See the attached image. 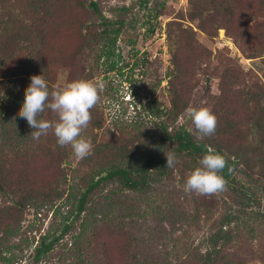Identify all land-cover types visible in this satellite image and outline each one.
<instances>
[{"label":"trees","instance_id":"1","mask_svg":"<svg viewBox=\"0 0 264 264\" xmlns=\"http://www.w3.org/2000/svg\"><path fill=\"white\" fill-rule=\"evenodd\" d=\"M102 1L0 0V264H19L31 245L28 264H47L61 251L68 264H234L227 253L244 252L250 242L259 243L256 252L264 262L261 211L248 216L242 209L223 212L210 227L204 251L191 248L174 229H162L165 223L179 224L190 216L180 205L179 194L162 183L171 182L180 167L190 172L200 167L199 160L209 148L227 162L219 173L227 181L226 190L247 203L264 201V107L260 105L264 71L259 80L222 52L215 57L216 65L209 59L197 61L199 49L207 57L210 53L189 30L178 27L176 34H167L172 66L167 74L169 106L154 99L144 107L145 117L134 108L132 119H125L124 110L107 123L102 103L111 94L105 84L100 102L90 110L91 122L81 133L91 142L92 154L78 160L73 170L62 168L76 160L70 146H59L51 133L34 140L33 129L17 115L33 75H42L51 91L58 86L61 71L66 72L65 86L77 80L97 83L96 74L115 70L119 63L114 59L115 44L134 4L112 9V18H107ZM164 4L165 0L160 6ZM188 5L190 19H197L203 32L213 36L224 29L243 55L263 57L264 66V0H188ZM71 37L70 50L52 45ZM86 44L100 45L96 67L88 71L84 69ZM214 81L217 91L210 92L208 107L217 117L215 134L198 140L183 125L172 129L171 124L189 107L186 94ZM39 118L56 117L46 109ZM252 130L262 151L246 144ZM169 152L177 158L173 168H166ZM240 176L242 184L237 180ZM157 184L162 187L158 197ZM222 194L218 192L214 199ZM59 201L60 207L53 211ZM213 204L218 207L217 201ZM211 209L196 201L192 216L201 213L209 220L214 214ZM156 212L161 217L153 231L171 239L175 263L168 253L156 251L152 234H138L144 233L141 228ZM29 214L33 220L25 225ZM171 217L176 222L169 221Z\"/></svg>","mask_w":264,"mask_h":264},{"label":"rangeland","instance_id":"2","mask_svg":"<svg viewBox=\"0 0 264 264\" xmlns=\"http://www.w3.org/2000/svg\"><path fill=\"white\" fill-rule=\"evenodd\" d=\"M163 0H103L101 3V8L103 15L107 18H112L111 10L119 8L122 6L129 7L134 4V9L132 13L128 16L126 23L121 29L118 40L116 41V51H115V60H119V63L115 67L113 72L109 74H103L99 72L96 74L94 81L98 84L104 86L107 84V89L110 92V96L107 100L103 101L102 107L104 109L105 118L107 123L122 114L125 110V119H132L134 117L135 111L138 110L141 113V117L146 113L144 107L147 106V103L152 100H157V103L163 106H169L168 103V85H167V74L169 73L171 66V55H170V44L167 38V34L171 33L176 34L178 27L182 29H187L192 33V37L204 47L210 55L207 57L203 54L201 49L198 50L197 61L199 62H209L212 66L216 65L215 57L222 52L227 57L236 59L241 65L244 71H251L255 74L258 79L262 80V74L264 71L263 66V57L249 59L243 55L239 49L225 34L224 29H218L216 34L211 36L206 34L200 29L199 21L197 19L191 20L188 12L189 5L188 0H165L164 8L160 6V3ZM1 17V11H0ZM4 20L7 18L4 17ZM89 21H92L89 16ZM180 25V26H178ZM74 38L71 37L66 39L63 44L62 41L52 42V45L60 48H65L70 50L73 48ZM63 44V45H62ZM62 45V46H61ZM100 48V45H91L86 44L85 48V61L84 69L85 71L94 69L96 67L97 59V49ZM174 50L176 47L171 46ZM209 59V61H208ZM183 61H187L186 58H182ZM101 63V62H100ZM188 67L189 64L187 65ZM66 72H58L56 77V85L62 87L66 83ZM158 79H160V84L157 85ZM210 85V84H209ZM208 83L203 82L195 86L189 93H187L189 106L193 107H208L210 104L209 94L216 93L217 87L216 82L214 81L211 86ZM261 106L264 107V94L261 97ZM135 108V109H134ZM137 108V109H136ZM134 109V110H133ZM144 116V117H145ZM185 126L192 133H195V129L191 123L190 118L186 115V110L183 114L179 116L176 123L172 126L176 128L179 126ZM147 138V137H144ZM259 138L255 134V131L252 130L247 135L246 144L250 147L255 148L256 150L262 151L263 148L258 144ZM255 151V150H252ZM250 156V154H248ZM253 156V154H252ZM78 159H76L70 165H62V168L65 169H75ZM257 168H255L256 170ZM67 176V183H72L70 177V172ZM191 172L187 167H180L175 170L174 177L171 182H163L162 184H167L168 187L176 194L180 196V205L190 212V216L185 221L181 223L173 224L165 223L162 229L167 232L175 230L177 236H183V240L193 249H200L204 251L208 245V237L210 233V227L214 222L217 221L218 217L225 211L227 212H236L238 209H242L243 213L248 214L257 211L264 212V201H250L249 203L245 202L243 198L237 194L233 195L231 191L226 190L221 197H216L217 193L210 196H200L197 194L186 193L183 189V185ZM237 180L240 184L243 183L242 177H237ZM164 181V180H163ZM67 187V186H66ZM158 197L160 190V184L154 185ZM155 195V194H154ZM66 196V195H65ZM64 198V197H63ZM188 200V203H183L185 200ZM155 197H151V201L154 202ZM196 201H200L207 206H211V211L214 212L211 218L208 220L205 215L199 213L197 216L193 217ZM217 201L218 207L213 206V202ZM220 201V202H219ZM61 205V201L57 202L52 210ZM222 205V207H221ZM152 207H156L153 203ZM214 207V208H213ZM65 211V209H60ZM49 212L47 218L44 220V227H47L50 219L52 218V212ZM156 211V210H155ZM59 214V213H58ZM211 215V214H210ZM160 214L156 212L154 216L147 218V222L143 228L144 233L140 230L139 235L151 237L153 236V241L156 251L159 253L165 254L168 253L169 259L175 263L177 262L175 255L171 252L172 241L167 238H160L157 233L153 231L155 224L160 219ZM33 220L32 214L27 215L25 225H28ZM169 221L176 222L173 217ZM38 235H36L37 237ZM162 239V240H161ZM18 241V238L15 242ZM259 243H249L248 247L244 252L231 251L228 254L227 259L234 262V264H264L260 260L258 253L256 252V245ZM34 245H31L30 248H25L22 255V261H19V264H28L30 256ZM60 252V251H59ZM61 254L55 253L53 256L49 257L47 264H68L69 260L66 262V256L63 252ZM164 257V256H163Z\"/></svg>","mask_w":264,"mask_h":264},{"label":"clouds","instance_id":"3","mask_svg":"<svg viewBox=\"0 0 264 264\" xmlns=\"http://www.w3.org/2000/svg\"><path fill=\"white\" fill-rule=\"evenodd\" d=\"M31 83L25 89L23 104L17 115L25 119L31 129V137L53 134L61 147L70 146L76 159H84L92 154V144L81 136L91 122V109L101 100L102 85L86 80H77L65 86L49 90L42 75L31 76ZM51 110L54 120L40 119L45 110ZM186 115L195 129L196 139L202 140L215 134L217 117L207 107L189 106ZM166 156V168L177 163L174 153ZM224 156L215 154L211 148L199 160L197 167L187 177L183 189L186 193L210 196L225 191L227 181L221 173L226 167Z\"/></svg>","mask_w":264,"mask_h":264}]
</instances>
